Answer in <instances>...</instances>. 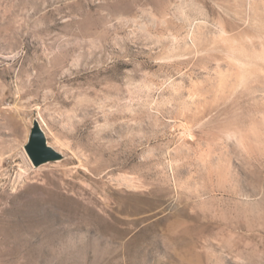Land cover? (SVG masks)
I'll return each instance as SVG.
<instances>
[{"label":"rangeland","instance_id":"rangeland-1","mask_svg":"<svg viewBox=\"0 0 264 264\" xmlns=\"http://www.w3.org/2000/svg\"><path fill=\"white\" fill-rule=\"evenodd\" d=\"M261 50L264 0H0V264H264Z\"/></svg>","mask_w":264,"mask_h":264},{"label":"water","instance_id":"water-1","mask_svg":"<svg viewBox=\"0 0 264 264\" xmlns=\"http://www.w3.org/2000/svg\"><path fill=\"white\" fill-rule=\"evenodd\" d=\"M25 151L35 168L63 159V155L49 145L47 135L38 120L33 122Z\"/></svg>","mask_w":264,"mask_h":264},{"label":"bare ground","instance_id":"bare-ground-1","mask_svg":"<svg viewBox=\"0 0 264 264\" xmlns=\"http://www.w3.org/2000/svg\"><path fill=\"white\" fill-rule=\"evenodd\" d=\"M257 1H259V0H253V2H257ZM223 37V36H222ZM254 55H255V57H258V59H264V50H261L260 52H255L254 53ZM236 68H237V76H238V78L240 79V80H243V79H245L247 76H246V73H247V70L243 67V65L242 64H238L237 66H236ZM49 145H50V143H49ZM24 160H26V162L29 164V165H31L32 166V164H31V162H30V160H29V158H28V156H27V153H25L24 154Z\"/></svg>","mask_w":264,"mask_h":264}]
</instances>
